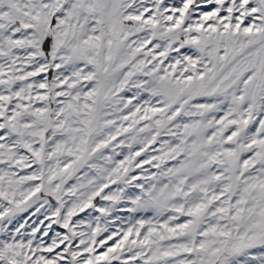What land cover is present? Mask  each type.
<instances>
[{
	"label": "snow or ice",
	"instance_id": "6c2138e0",
	"mask_svg": "<svg viewBox=\"0 0 264 264\" xmlns=\"http://www.w3.org/2000/svg\"><path fill=\"white\" fill-rule=\"evenodd\" d=\"M0 264H264V0H0Z\"/></svg>",
	"mask_w": 264,
	"mask_h": 264
}]
</instances>
